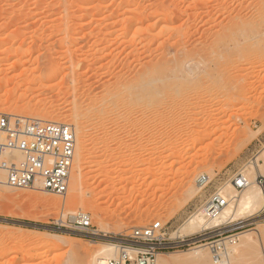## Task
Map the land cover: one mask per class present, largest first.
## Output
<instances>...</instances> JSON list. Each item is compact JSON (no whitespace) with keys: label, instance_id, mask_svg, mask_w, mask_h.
I'll list each match as a JSON object with an SVG mask.
<instances>
[{"label":"rangeland","instance_id":"1","mask_svg":"<svg viewBox=\"0 0 264 264\" xmlns=\"http://www.w3.org/2000/svg\"><path fill=\"white\" fill-rule=\"evenodd\" d=\"M0 112L86 131L68 189L82 181L84 203L55 209L28 197L62 195L5 187L24 202L0 196V264H88L90 241H109L64 225L77 210L96 230L103 214L100 234L161 221L180 238L264 149V0H0ZM263 221L200 230L170 255Z\"/></svg>","mask_w":264,"mask_h":264},{"label":"built area","instance_id":"2","mask_svg":"<svg viewBox=\"0 0 264 264\" xmlns=\"http://www.w3.org/2000/svg\"><path fill=\"white\" fill-rule=\"evenodd\" d=\"M75 151L76 133L72 126L60 121L0 112V183L13 188L64 194L70 184ZM16 153L22 158L16 159ZM245 183V178L237 180L239 188ZM210 200L215 208L223 206L226 201L217 194ZM86 214L81 211L77 219L68 218L62 222L83 236L114 242L118 256L98 264H157L159 253L191 246L203 241L205 235L203 232L184 240L170 238L162 222L155 221L130 232L98 236Z\"/></svg>","mask_w":264,"mask_h":264},{"label":"bare ground","instance_id":"3","mask_svg":"<svg viewBox=\"0 0 264 264\" xmlns=\"http://www.w3.org/2000/svg\"><path fill=\"white\" fill-rule=\"evenodd\" d=\"M139 108L141 109V107ZM140 109H139V112H140ZM76 116L75 118L74 117L73 118L76 119L77 118ZM35 118L41 119V120H47V118L41 116L40 114H36ZM78 119H76L74 122L75 126H73L72 124L66 123L72 126L76 133V151H75V158H74V162L76 161V163H78L80 160L83 161L82 151H83L84 144L86 141L84 140L86 136L85 135L86 131L84 133V127L82 125V122L81 120H78ZM250 137L252 136L250 135ZM15 157L16 159L19 160L22 158V155L20 153H16ZM78 164L81 165V163H78ZM73 169H74V165H73ZM241 172L243 173L236 175L233 180L230 179V180H227L225 183H223V185H221V187L218 189L219 191L211 194L207 202H205L204 205H202L178 230H176L174 234L177 235V237H180L182 238V240H184L185 237L191 236L200 230H210V229L219 227L226 222H229V223L233 222L235 224L246 222L252 219V217L256 215L257 213H259L261 210H264V183H261L260 181V177H264V149H262L258 153V155L253 158V160H250L249 162H247L246 165H244V171H241ZM72 174H73V170H72ZM71 178H70V182H71ZM209 178L210 176L208 177L206 176V174L200 175L198 177V181H199L198 187H195V188L193 187L195 191H198L199 189L201 190V188H204ZM241 178H245L246 183L242 188H239L237 186V180ZM81 183L75 182L74 185H71L72 188H70L71 191H69L71 193H69L67 190L68 193L66 192L64 194H59V195H62V197L57 198V199L53 198L52 200V199H48V197L45 198L44 196H42L43 194L38 196L36 195L38 193L36 194L34 193L33 196H30L29 194L28 196L30 197L28 196L27 197L30 198L31 201L33 200V201L39 202V205L45 204L47 205V207L50 206L55 209L61 208L62 206H65L68 203H72V202L76 204L79 202L84 203L82 201L86 199H83L81 195V190H82ZM5 187H10V186L7 184L0 183V194H1L0 196H2L4 199L7 197L9 200L11 199L12 203L17 204V202L21 200L22 195L14 194V193L11 194L10 190ZM113 188L115 190L114 186ZM189 190H191V187ZM36 191H39L40 193L47 192L42 189H37ZM195 191L193 190V193ZM190 193H192V190L190 191ZM214 194L220 195L225 198L226 201L223 206L215 208V206L211 204L210 199ZM86 202H88V200ZM94 202L92 203L91 201L90 205L94 204ZM33 204H36V203H33ZM50 207L48 209H50ZM21 210H22V213L25 214L26 209L21 207ZM95 210L97 211V209ZM80 212L81 211H78V210L74 211L71 214L70 218L77 219V215ZM86 213L87 212H85V214ZM100 214H101L100 220L98 219L99 229L96 230L98 236L102 235L100 234L101 231H106V230L109 231L111 227L109 224L104 222V218L102 216L103 214L102 213ZM86 215L88 216L89 214L87 213ZM36 217L37 216H34V218ZM62 217H64L63 214H62ZM257 226L258 227H255L252 230H248L246 232L244 231L238 232L236 234H232L229 237H225L223 239H218V240H214L208 243H204L202 245L197 246L192 251L184 253L183 255L178 254V255L173 256V255H170L171 254L170 251L159 253L157 255V264H264V221L258 223ZM122 233H126V232H122ZM60 236L65 237V235H60ZM90 243H92V246L94 244L96 247L94 248L88 247V249L85 248L86 250L82 249V251H80L81 253L84 250V256L86 255L88 257L89 256L91 257L90 260H87L86 262L88 264H98L100 261H103L109 258H115L118 256L117 247L112 242H98V241L92 242L90 241ZM78 248L79 247H76V249ZM218 250H222V251H218ZM78 253H75V254L78 255Z\"/></svg>","mask_w":264,"mask_h":264}]
</instances>
